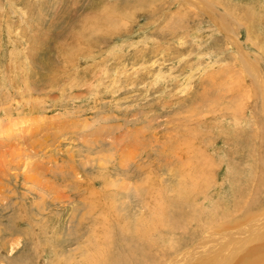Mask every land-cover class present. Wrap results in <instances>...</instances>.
Returning a JSON list of instances; mask_svg holds the SVG:
<instances>
[{
  "label": "rangeland",
  "instance_id": "1",
  "mask_svg": "<svg viewBox=\"0 0 264 264\" xmlns=\"http://www.w3.org/2000/svg\"><path fill=\"white\" fill-rule=\"evenodd\" d=\"M262 104L264 0H0V264H163L230 224Z\"/></svg>",
  "mask_w": 264,
  "mask_h": 264
},
{
  "label": "bare ground",
  "instance_id": "2",
  "mask_svg": "<svg viewBox=\"0 0 264 264\" xmlns=\"http://www.w3.org/2000/svg\"><path fill=\"white\" fill-rule=\"evenodd\" d=\"M245 58L242 55L241 60L246 62ZM254 71L256 70L254 69ZM253 79L254 82L258 81L257 76H253ZM262 107L264 111V104ZM262 169L264 170V166ZM192 182L193 180H190L188 184L185 183V187L181 189L182 192H185L187 199H189V195L197 192L196 184ZM260 183L262 184L260 185ZM262 186H264V174L261 173L252 195L248 199L245 198L244 202L237 204L240 217L234 218L230 224H224L226 221L216 218L218 221L216 223L215 216H211L207 221V232L204 236L197 238L190 248L178 255H173L171 258L167 257L169 255H165L168 261L166 260L163 264H264V190L261 189ZM237 193L239 194L238 198L241 199L243 194ZM238 198L237 200H239ZM256 204L260 206L258 211L253 209ZM185 220L192 221L193 219L186 214ZM160 258L165 257L160 255Z\"/></svg>",
  "mask_w": 264,
  "mask_h": 264
}]
</instances>
